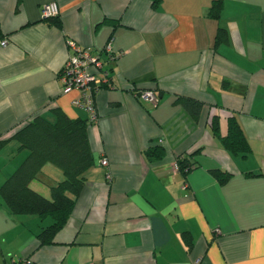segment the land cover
Here are the masks:
<instances>
[{"label": "crops", "instance_id": "0c3cea01", "mask_svg": "<svg viewBox=\"0 0 264 264\" xmlns=\"http://www.w3.org/2000/svg\"><path fill=\"white\" fill-rule=\"evenodd\" d=\"M212 1L0 0V186L28 154L13 134L38 114L87 120L95 160L50 244L37 239L49 219L14 214L0 197V264H264V0H223L218 18ZM49 3L60 27L42 19ZM70 43L110 69L93 122L72 104L81 91L59 80ZM179 98L200 101L199 117ZM230 118L248 142L244 158L220 142ZM155 146L164 156L149 160ZM179 156L195 162L186 176ZM62 179L46 163L29 186L49 197Z\"/></svg>", "mask_w": 264, "mask_h": 264}, {"label": "trees", "instance_id": "16d2710c", "mask_svg": "<svg viewBox=\"0 0 264 264\" xmlns=\"http://www.w3.org/2000/svg\"><path fill=\"white\" fill-rule=\"evenodd\" d=\"M222 4L223 0L212 1L208 12L212 18L219 17ZM42 19L60 27L59 15L42 17ZM1 40L3 35L0 31ZM114 59V56L108 57L109 61ZM106 68L109 80L98 85L96 87L98 90L111 85L110 69L108 66ZM92 95L94 99L95 89L92 90ZM177 101L193 118L199 117L202 109L200 101L189 98H179ZM54 115L53 122L41 114L35 115L13 134L19 147L26 149L28 154L0 186V197L12 213L33 214L42 220L45 218L50 220V223L41 227L37 234L40 244H50L54 235L67 223L75 200L86 184L84 172L95 161L88 141L87 120L70 118L59 110H55ZM217 125V117H212L211 129L215 134ZM4 142V139H0V148ZM220 142L234 155L244 158L249 154L248 142L233 118L228 120L227 133L220 138ZM146 155L149 160L160 159L164 156V149L151 147L147 149ZM46 163L59 167L63 172V179L50 187L49 197L29 186L30 181L37 177ZM176 165L177 169L186 176L193 169L195 162L190 156H179ZM212 173L219 182H224L229 177L228 173L220 170ZM183 238L189 241L186 233H183Z\"/></svg>", "mask_w": 264, "mask_h": 264}, {"label": "built area", "instance_id": "2783aa9c", "mask_svg": "<svg viewBox=\"0 0 264 264\" xmlns=\"http://www.w3.org/2000/svg\"><path fill=\"white\" fill-rule=\"evenodd\" d=\"M59 15V9L56 3H49L42 7V17H54ZM74 49L71 55L65 62L59 74V80L63 85V90L78 89L81 91L79 98L74 99L72 104L83 109L91 122L97 120V111L94 104L92 90H98L96 87L102 83H107L108 72L107 68L101 60V55L93 54L88 49H81L70 43ZM107 56L113 58L109 45L104 49ZM115 57V56H114ZM140 98L145 100L151 106H155L158 102V97L151 91H143L138 94ZM100 165L107 166L108 162L102 158ZM111 176L108 173L107 179ZM15 264H26V260H19Z\"/></svg>", "mask_w": 264, "mask_h": 264}, {"label": "rangeland", "instance_id": "374dc122", "mask_svg": "<svg viewBox=\"0 0 264 264\" xmlns=\"http://www.w3.org/2000/svg\"><path fill=\"white\" fill-rule=\"evenodd\" d=\"M40 192V191H39Z\"/></svg>", "mask_w": 264, "mask_h": 264}]
</instances>
